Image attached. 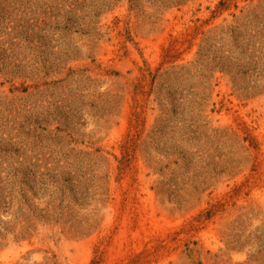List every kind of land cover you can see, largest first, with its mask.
Listing matches in <instances>:
<instances>
[{
    "label": "rangeland",
    "instance_id": "obj_1",
    "mask_svg": "<svg viewBox=\"0 0 264 264\" xmlns=\"http://www.w3.org/2000/svg\"><path fill=\"white\" fill-rule=\"evenodd\" d=\"M0 264H264V0H0Z\"/></svg>",
    "mask_w": 264,
    "mask_h": 264
}]
</instances>
